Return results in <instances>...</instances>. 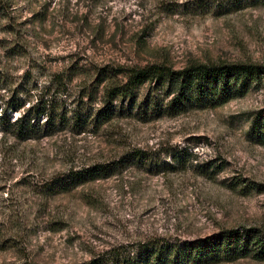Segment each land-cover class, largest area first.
Returning a JSON list of instances; mask_svg holds the SVG:
<instances>
[{
  "label": "rangeland",
  "instance_id": "rangeland-1",
  "mask_svg": "<svg viewBox=\"0 0 264 264\" xmlns=\"http://www.w3.org/2000/svg\"><path fill=\"white\" fill-rule=\"evenodd\" d=\"M195 63L264 65V0H0V114L11 118L57 73L71 77L51 90L70 117L88 92L84 106H102L106 70L120 80L130 68ZM262 106L264 85L215 108L116 115L84 132L28 140L0 133V264H78L154 237L183 242L250 227L264 235V146L248 134ZM133 148L162 166L42 194L55 173ZM180 151L188 160L170 168Z\"/></svg>",
  "mask_w": 264,
  "mask_h": 264
},
{
  "label": "trees",
  "instance_id": "trees-1",
  "mask_svg": "<svg viewBox=\"0 0 264 264\" xmlns=\"http://www.w3.org/2000/svg\"><path fill=\"white\" fill-rule=\"evenodd\" d=\"M124 74L119 80L106 70L102 80L109 83L104 89L102 106L89 111L84 105L88 103L86 100L93 101V96L88 92L87 99L79 97L70 117H66L65 102L55 96V91L58 93L56 89L65 86L71 77L63 72L54 74L35 101L18 116L11 118L9 113L0 114V133H11L20 140H28L50 136L65 128L84 132L88 125L103 124L116 115L148 111L176 115L191 108H215L264 85V65L254 63H195L177 70L163 64H151L127 69ZM146 83H149L148 92L139 100L141 87ZM53 88L55 91L51 93ZM117 100L118 106L114 104ZM248 134L253 141L264 146V106L253 112ZM183 151L171 155L170 168L185 165L188 158ZM152 164L162 166L145 151L133 148L105 162L55 173L44 182L42 194L51 196L67 192L93 181L122 176L131 167L149 168ZM162 170L166 171V167L163 166ZM86 200L95 204L98 197L91 195ZM250 253L258 259L264 258V235L253 227L241 232L228 229L183 242L166 243L154 237L121 243L78 264H211Z\"/></svg>",
  "mask_w": 264,
  "mask_h": 264
}]
</instances>
